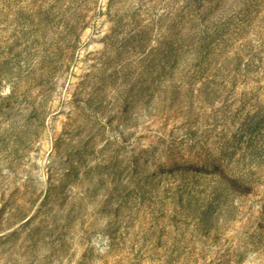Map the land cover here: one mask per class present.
<instances>
[{
	"label": "rangeland",
	"instance_id": "1",
	"mask_svg": "<svg viewBox=\"0 0 264 264\" xmlns=\"http://www.w3.org/2000/svg\"><path fill=\"white\" fill-rule=\"evenodd\" d=\"M0 264H264V0H0Z\"/></svg>",
	"mask_w": 264,
	"mask_h": 264
}]
</instances>
